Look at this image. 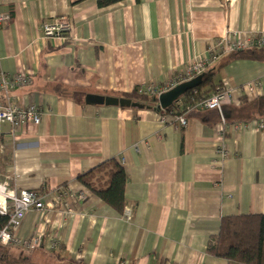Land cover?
Instances as JSON below:
<instances>
[{
	"label": "crops",
	"instance_id": "1",
	"mask_svg": "<svg viewBox=\"0 0 264 264\" xmlns=\"http://www.w3.org/2000/svg\"><path fill=\"white\" fill-rule=\"evenodd\" d=\"M97 2L0 0L9 19L0 27V69L10 79L32 81L10 91L8 99L41 111L38 125L28 124L14 137L2 126L0 173L13 175L16 189L34 191L44 202L17 233L29 238L41 232L42 248H16L3 259L229 264L206 253L221 220L264 215V95L243 87L259 81L264 94V63L233 61L217 74L211 70L225 62L227 45L264 35V0H124L106 8ZM60 19L69 21L70 32L61 40L44 39L42 24ZM223 38L228 44L200 75V86L212 78L215 91L221 70L232 76L235 89L220 111L187 109V126L180 129L179 115L162 110L158 99L154 108H144L127 98L142 85L171 81L188 63L206 59ZM77 93L137 107L78 104ZM110 161L127 176L123 215L78 181ZM57 198L68 205L62 222L55 220L64 212ZM54 242L59 247L51 252Z\"/></svg>",
	"mask_w": 264,
	"mask_h": 264
},
{
	"label": "built area",
	"instance_id": "2",
	"mask_svg": "<svg viewBox=\"0 0 264 264\" xmlns=\"http://www.w3.org/2000/svg\"><path fill=\"white\" fill-rule=\"evenodd\" d=\"M8 20V17L0 12V27L4 26ZM41 29L44 39L61 40L70 32L71 25L68 20L60 19L52 23L44 22ZM225 44H228V42L223 38L215 48L208 52L206 59H198L188 63L185 69L183 68L178 71L169 82H163L158 85L146 84L138 87V94L150 96L157 100L160 96L171 92L178 86L193 81L212 66L219 54V47L224 48L226 47ZM258 48L264 49V35L248 39L247 42L235 41L232 45H227L225 53ZM220 75L222 78L220 87L209 98L200 100L195 106L189 108V111H220L221 107L230 100L231 94L235 89L232 86V76L226 70H221ZM31 83L30 77L16 75L10 79L0 69V91L6 98V105L0 106V135L3 125L10 127L11 135L14 137L18 133H23L28 124L38 125L40 123L41 111L38 106L30 105L26 109H23L8 99L10 91L18 87H28ZM243 87L246 93L250 95H264L262 83L259 81H251ZM177 124L180 129L186 128L187 122L184 116L177 117ZM1 149L2 143L0 141V155ZM15 182L13 175L0 173V216L6 218L5 226L0 229V246L24 249L29 252L40 250L43 246V234L41 232L29 238H21L17 233L28 213L31 211L39 212L44 209L43 199L34 191H19L16 189ZM57 204H61L64 212L56 214L55 220L62 222L61 220L66 214L68 205L61 198H57ZM58 247V242H54L51 245L50 251L55 252Z\"/></svg>",
	"mask_w": 264,
	"mask_h": 264
},
{
	"label": "trees",
	"instance_id": "3",
	"mask_svg": "<svg viewBox=\"0 0 264 264\" xmlns=\"http://www.w3.org/2000/svg\"><path fill=\"white\" fill-rule=\"evenodd\" d=\"M123 1L98 0L97 5L99 8H106ZM242 60L264 63V49L233 51L227 55L225 62L220 67H215L211 72L217 74L221 68L229 63ZM217 87L213 84L212 78L204 81L202 86L186 93L179 99L177 105L166 110V112L176 113L180 116L200 100L209 98ZM137 89L127 98L144 108H154L156 106L155 98L139 95ZM55 91L60 96L71 97V93L61 87H55ZM78 181L97 197L103 205L110 207L117 214H124L128 205L124 195L127 176L121 164L110 161L80 176ZM64 187L63 190H59V196H63V193H65L64 189L66 188ZM5 224L6 218L0 216V229ZM206 253L216 259L225 260L229 264H264V215H247L222 219L218 234L212 236L208 242Z\"/></svg>",
	"mask_w": 264,
	"mask_h": 264
},
{
	"label": "water",
	"instance_id": "4",
	"mask_svg": "<svg viewBox=\"0 0 264 264\" xmlns=\"http://www.w3.org/2000/svg\"><path fill=\"white\" fill-rule=\"evenodd\" d=\"M202 83V76L195 78L193 81L180 85L175 88L171 92L162 95L158 98L159 107L162 110H167L171 108L180 97L184 96L189 91H192L199 87ZM73 99L78 104H87L93 106H120V107H135V104H132L131 101L125 99H114V98H104L97 97L92 95H84V94H74ZM137 107V106H136Z\"/></svg>",
	"mask_w": 264,
	"mask_h": 264
},
{
	"label": "rangeland",
	"instance_id": "5",
	"mask_svg": "<svg viewBox=\"0 0 264 264\" xmlns=\"http://www.w3.org/2000/svg\"><path fill=\"white\" fill-rule=\"evenodd\" d=\"M16 248H12V247H3L0 246V264H9V261L5 258L3 259V254H7L8 252L11 254L13 252L16 253ZM24 253H30L29 251H23Z\"/></svg>",
	"mask_w": 264,
	"mask_h": 264
},
{
	"label": "bare ground",
	"instance_id": "6",
	"mask_svg": "<svg viewBox=\"0 0 264 264\" xmlns=\"http://www.w3.org/2000/svg\"><path fill=\"white\" fill-rule=\"evenodd\" d=\"M247 50V49H246ZM239 51V50H238ZM155 101H157L156 99H154Z\"/></svg>",
	"mask_w": 264,
	"mask_h": 264
}]
</instances>
